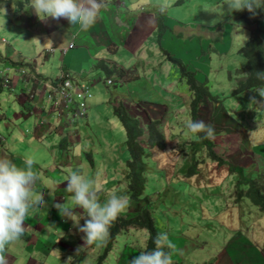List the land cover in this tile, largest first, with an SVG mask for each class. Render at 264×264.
Masks as SVG:
<instances>
[{
    "label": "rangeland",
    "instance_id": "374dc122",
    "mask_svg": "<svg viewBox=\"0 0 264 264\" xmlns=\"http://www.w3.org/2000/svg\"><path fill=\"white\" fill-rule=\"evenodd\" d=\"M200 1L204 3V0ZM18 2H23L22 6H20ZM27 4L28 2H25V0H10V3L2 6L5 9L6 14L4 27H0V39L8 38L6 37V34H4V31L12 27V25L15 27L20 22H22V26L26 29L27 36L28 34H31L36 41L41 38H45L37 28L38 24H36L37 26L35 25L37 22V16L30 7L25 8ZM207 4L208 7L206 9V14L204 15L205 17H203V21L207 25L214 23L212 29H214L213 34L217 36L216 38L220 37L221 33H223V30H220V27L223 24L220 22L222 19H228L225 28H235V25L230 24V21H233L235 24H242V26H240V30L243 29V25L246 23L244 18L248 12L247 10L238 12L234 11L229 14L224 12L223 6L225 9L227 7L224 5V0H221L219 3L216 0H209ZM175 5L180 6L183 4ZM190 5L185 7L188 13L182 10L181 12H178L180 16H173L172 19L175 18L177 21L187 22L190 26L196 27L197 25L195 23L200 21L199 18H202L203 11L202 8L197 6L195 0H191ZM10 6L11 11L9 12L8 8ZM2 7L0 8V18L3 17ZM156 12H158V8ZM139 13L140 11L137 12V14ZM221 13H223V15H221ZM195 14L200 15L199 18L194 16ZM248 14L252 15L249 12ZM255 17L256 24L260 27L261 33L264 34V11L258 12L257 10ZM100 18L101 20H99L88 33L89 36L95 37L86 38V34H83L82 32L80 33V36L75 37L76 39L74 40L76 45L74 50L85 49L92 57L91 63H85L83 61V64H86V67L89 69L99 59L98 56H94V53L98 48H105L108 53V57L112 60L119 58L116 61V64H121V58L117 57L121 48L135 47L138 43V39L136 37L129 36L120 48V37L117 36V41L113 40L112 34L106 27V19L103 17ZM100 22L103 26H101ZM63 25L64 24L61 26ZM181 31H185L184 26H181ZM159 32L160 30L158 29L155 36V45H157V41L160 39L158 38ZM208 34L211 37L213 36L211 32ZM250 37L251 34L249 33L248 39ZM203 38V44L212 42L209 40L210 38L206 36H203ZM230 38L231 42L236 40V32L230 33ZM179 40L181 43L180 45H177L174 38L167 39L166 46L172 47L176 50V54H172L174 57L178 58V56H180L184 60L187 59L189 64H192L193 62L188 55V51H185L184 39L180 37ZM8 43L11 46L0 41V78L3 79V82H5V85H1L0 89V113L3 110V107L7 109V107H11V104H16L17 98L15 94L21 93V90H25V88L22 89L20 85L22 84L21 81L16 85L20 76V72L17 68L23 67L24 69L29 70L32 63L31 61L36 60L35 70L37 74H43L45 76L55 75L53 77L55 78L56 76L63 74V70L60 68L63 63H68V65H70L72 62L70 53L73 50L69 51L67 54L65 53L63 58H61V52L59 50L55 51L53 54L58 61L56 66L51 69L50 73H42L41 71L43 66L48 67V65H51V57L47 59L45 57L48 53H52L53 51H42V56H40L37 52L35 53V48L38 45H25L24 43L18 41L13 44L9 40ZM225 43H221L220 40V42L216 45ZM116 44H118V48L116 47ZM245 44L246 42L244 45ZM221 48L222 47H220V49ZM13 55H15V57H12ZM210 56H212V53ZM43 58L45 59L42 60ZM232 58L234 59L233 61L237 62V65H239V67L234 70V73L239 75V77L243 76L239 73V69L245 64L244 57L235 51ZM63 59H65V61H63ZM116 64H113L110 67L112 72L109 76H107L111 79L110 83H106L105 79L102 80L106 77V71L102 70L100 74L101 78L98 76L95 78V82L93 84L91 82L89 83L90 94L85 98L87 111L92 108V116L95 114L96 110L105 114L107 116V124L109 128L106 135H112L114 139H117V135L115 133L122 127V125L119 123V120L113 113V110L111 112V102L108 100L110 95V99L115 101L114 105L121 104L129 115L133 116L132 114H134V117H136L137 120L141 119V125L140 123L139 125L142 127L143 132H147L148 135L147 117H143V113L139 109L140 107L149 105V103L146 102L147 100H154L155 98H159L161 101L166 100V92L154 91L152 92L153 96L147 97V99H144L146 97H142L147 94L144 90H141L138 98H132L128 95H124L123 91H121L122 93L120 94L116 93V87L122 88L125 92H130L136 88L137 82L141 81L140 77L132 79L131 68H118L125 71L123 74L119 75L116 70ZM212 67L215 66L211 65V69ZM36 73H34V75ZM127 73H129L128 77L131 80H123V76ZM208 78L209 83L212 84L210 92L215 95L217 99L214 100L211 97H206L204 103L199 106L197 114L198 118H196V120H202L206 124H211L214 127L215 135L218 134L219 137H216L215 139L219 140V142H213V148L217 149L219 153H224L225 159L230 163L242 165L247 168L246 170L249 173H252L254 172V166L249 165L252 164V160H256L258 157L264 158V105L257 104L256 102L250 100L253 96L260 99L254 90H245L237 94H231L230 91H226L227 87L225 86L226 82L224 80L212 77V73L209 74ZM43 84L46 83L43 82L41 84L39 81L35 87ZM138 85H140V83ZM32 86L33 84L31 85L29 83L26 86V88H28L27 90H31ZM162 86L165 87L164 85ZM131 99L133 101L132 104ZM129 105H131L132 109ZM227 109L231 110L232 115L228 113L229 111ZM53 111L58 115V117L64 116L63 118H65L66 121H70V123H75L78 119L80 120L84 117L81 115L73 118L72 109L64 103L59 108L55 107ZM153 114H158V111L155 110ZM156 118H161L162 121L160 122H163L162 116ZM23 121L18 123V125H20L21 134L24 133L22 128L27 127L29 129L28 126H24ZM188 121L189 119L184 121V123H179V126L183 129L181 138L183 140L191 139L192 141L195 139V134L189 133V130L186 127ZM234 126L240 127L238 129H234ZM228 133L234 134L233 136L237 139V144L240 145L237 148L238 150L231 151L234 149V144L232 142L233 136L227 135L228 137H224V135ZM0 134L3 137H6V134L1 132V130ZM122 134L124 135L123 130ZM221 137L224 138L221 139ZM123 138L124 137L120 139L121 144ZM184 144H188L187 141H185ZM144 146H146V144H144ZM28 147L29 146L27 144V148ZM122 147H124V143L122 144ZM94 148L100 149L98 144ZM0 149L9 155L13 154V149L9 146V143H6L0 147ZM174 149L175 152L183 155L177 147H174ZM181 149H184L185 152L189 154L188 145L187 147ZM32 150H34L33 147L30 150L20 149V152L23 153L21 154L22 156H28L32 153ZM107 152L112 153V150L107 149ZM146 153H150V156L148 157L150 161H147L146 164L148 170L151 171V179H149L150 184L154 186L151 190L149 188L150 184L148 183L146 187H144V189H146V193H149L150 191V194L146 195L150 198L152 203L151 215L157 225V228L161 229L163 233L167 235L171 248L174 249L177 257L181 259L179 264H264V210L251 203L246 196H240L239 198L234 196L233 183H235V176L228 174L225 164H219L215 161H207L204 159L203 152L200 151L195 153L197 156L202 157L201 160L195 163L196 172L193 175H185L183 168L178 170L177 166L179 163L172 166L159 158H155L153 156L155 152L150 150L148 147H146ZM43 155L44 158H47L45 152ZM120 159V166L114 165L109 161L104 163L103 167L108 169L106 179L110 176V174L115 177H118L121 174L124 161L127 158L125 159L124 157H121ZM95 160L99 161L96 157ZM186 165L187 164L184 163V166ZM174 166L175 170L172 172ZM259 166L260 169L264 171V161L259 162ZM45 167L48 168V172L46 175L45 172L38 174L37 183L33 185V195L43 196L46 206L43 204H36L35 206L38 205L45 209L56 208L54 205L57 203H65L71 206L69 196H62V193H69L65 190L67 181L64 180L66 176L72 173V170L70 168H66L67 174H64L62 173L63 168H60L58 165L54 164L52 167L50 163H46ZM87 169L88 165L86 164V161L82 160V167H78L77 171H81L83 176L89 178L87 176ZM168 179H170L171 183H174L173 181L180 183L181 186L178 185L180 188L175 187V185H177L176 183H174L175 185L173 184L176 189H173V187L167 188L166 181ZM105 180H98L103 183L102 189H99L98 187V198L101 203L107 201L109 196L114 193L111 189L117 186L111 182V178L107 179L106 182ZM106 183L109 185L110 189H108V185ZM117 184L122 187L125 185L123 177H121ZM41 186H44L43 190H41ZM53 186H56L55 194L54 196H49L48 191ZM185 186L191 188L185 191ZM120 191L125 192V188H122ZM138 203L140 205L144 204L141 201L136 203L131 201L130 207H128L121 215L125 216V214L129 212L133 206L136 207ZM146 205L148 207V203ZM38 213L42 214L39 210ZM74 215L78 216L79 212L74 211ZM47 219V216L43 218L41 215H31L26 218L25 223L41 221V223L44 224L43 221H47ZM54 229L56 231H54ZM59 229L58 225L55 228L52 227V235H58ZM34 231L35 233L31 232V236L33 237V240H36L37 229L35 228ZM147 236L148 234L146 230L136 229L134 225H129V227L125 228V230H121L115 234L112 246L108 251H106V253H104L100 264H117L116 262L122 255H131L127 261V264H129V260L133 256L138 255L140 252L137 248L130 249L128 246L140 247L143 249L144 246H146ZM47 242L50 243L48 240ZM107 242L108 241L104 242L102 245L101 243H98L97 245L92 244L93 248H86L84 252L81 251L68 264H79L82 262L86 264H97V257L103 253L104 246ZM21 243V241H18L10 247L12 258H9V264L65 263V261L60 259L61 254L56 251L54 242L53 244L51 243L48 245L46 243H37L36 248L38 250L34 253H30L29 251L24 250V248L20 249L19 246ZM81 245L86 246L87 244L85 243ZM31 246L33 248L32 243ZM40 246L45 249H42ZM48 249H52V251ZM69 253L75 255L73 251Z\"/></svg>",
    "mask_w": 264,
    "mask_h": 264
},
{
    "label": "crops",
    "instance_id": "0c3cea01",
    "mask_svg": "<svg viewBox=\"0 0 264 264\" xmlns=\"http://www.w3.org/2000/svg\"><path fill=\"white\" fill-rule=\"evenodd\" d=\"M195 1L197 6L202 8L203 11L202 18H199L200 15H194L200 19V21L195 23L197 25L196 27L190 26L187 22L177 21L175 18L172 19L173 16H180L178 12H181L182 10L186 11L185 7L190 5L191 0H172L170 7H168L163 13H161L162 0H106V6L101 10L99 18L96 21L97 23L99 20H101L100 17L106 19L105 24L109 32L112 34V39L117 41V36L120 37V48L129 36H133L138 39V43L135 47L121 48V50L118 52L117 57L121 58V64H116V61L119 58L114 60L109 58L106 49L103 47L98 48L97 51H95L94 56H98V58L103 60L108 65V67L116 64V70L118 68H131L132 79L138 77L141 78V81L137 82L136 88L130 92H125L122 88L116 87V93L120 94L122 93L121 91H123L124 95H128L132 98H138L140 96L139 93L141 90H144L147 94L142 97H146L144 99H147V97L153 96L152 92L154 91L166 92V100L161 101L159 98L147 100L146 102L149 103V105L140 107L139 109L143 113V117H147V123L148 119L150 118L162 116L163 122L159 123V127L165 137V148L163 150H158L155 146H151L148 142L147 132L144 133L143 129L141 140L144 142V150H146V147H148L150 150H153L155 152L153 154L155 158H159L164 162L171 164L172 166L179 163L177 166L178 170L185 167L184 163H186V166H188L193 163V159L198 162L202 159V157L197 156L195 153L192 155L190 149L188 151L191 152V154H187L184 149H181L187 147L191 141V139L183 140L181 138L183 129L179 126V123H184V121L190 119L188 103L191 98V92L184 81L179 78L176 68L172 67L170 61H168L165 55L162 54V49L167 50L173 55L176 54L175 49L166 46V40L174 38L177 45H180V37L184 39L185 51H188V55L192 59L193 63L189 64L187 59L184 60L180 56H178V58H180V60L189 70L191 69L194 72L195 78L197 80L205 82L210 94V90L212 89V84L208 81V76L210 73H212V77L224 80L226 82L225 86L227 87L226 91H230L231 88L235 86L236 80L239 78V75L234 73V70L237 69L239 65H237V62L233 61L234 59L232 56L235 51L238 52L237 50L240 46L244 45V43L249 40L248 34H251V27L248 21L249 19L255 18L256 16L249 15L247 12L244 18L246 23L243 25L242 30H240V26H242V24H235L233 21H230V24L235 25V28H225L228 19H222L220 22L223 24L220 27V30H223V33H221V36L216 40L217 36L213 34L214 29H212L214 23L207 25L203 21V17H205L204 15L206 14V9L208 7L207 2L209 0H204V3H202L200 0ZM216 1L219 3L221 0ZM175 4L183 5L177 6ZM157 8L158 12H156ZM8 9L10 12L11 6ZM138 11H140L139 14H137ZM186 12L188 13V11ZM158 16L162 19L166 30L163 32L159 42L157 41V45H155V36L158 31ZM36 20L37 22L35 25L38 24V26H40L38 27L36 25L45 38H41L40 40L36 41L34 37L31 36V34H28L27 36L26 29L22 26V22H20L15 27L12 25V27L5 30L4 34H6V37L8 38H2L0 41L2 43H7L9 46L11 45L8 43V40L13 44L18 41L24 43L25 45H38L35 48V53L37 52L40 56H42V51H47V49H55L52 53H48V55L46 54L47 56L45 55L46 59L51 57V65H48V67L43 66L41 71L42 73H50L51 69L56 66L58 61L53 54L55 51L59 50L61 52L60 56L63 58L65 53L67 54L69 51L73 50L70 53V57L72 59L71 64L68 65V63H63L60 68L71 73L75 79L82 82L88 81L89 83L91 82L93 84L95 82V78L98 76L101 78L100 68H97L93 65L89 69L86 67V64H83V61L85 63L92 62V57L86 52V50H74L76 47L74 43V40L76 39L75 37L80 36V33L83 32V34H86V38L95 37L89 36L88 33L96 25V23L84 31L80 30L78 25H69L68 21L64 19L56 21L49 18L47 21H41L36 17ZM62 24L64 25L61 26ZM254 25L257 24L254 23ZM101 26H103V24H101ZM181 26L185 27V31H181ZM171 31H174L175 34ZM210 32L213 34L212 37L208 34ZM232 32H236V40L231 42L230 33ZM203 36L210 38L209 40L212 42L203 44ZM220 40L221 43H225V41L226 43L216 45L220 42ZM69 45H72L73 47L68 48ZM119 46L116 44L117 48ZM220 47L222 48L220 49ZM62 48L68 49L63 53L61 51ZM211 53L212 56H210ZM12 57H15V55ZM63 61H65V59H63ZM31 62L32 63L29 70L20 67L24 69V72H21V70L18 69L20 76L16 85L21 81L22 84L20 85L22 89L25 88V90H21V93L15 94L17 98L16 104H11V107H7V109L3 107V110L0 113V130L6 134V137H3L0 134V147L6 143H9V146L13 149V154L11 155L7 153L5 154L4 151L0 149V157L10 158L20 167L24 166V161L26 158H34L36 163L33 165V170L36 172L37 177L41 172H45V175L48 172V168L45 167L46 163H50L52 167L54 164L58 165L60 168H63L62 173L67 174L66 168H70L72 172L77 171L78 167H82V160H85L86 164L88 165L87 176L95 181V184L97 187H99V189H102L103 183L98 180L103 179L104 181L106 179L108 169L103 167L104 163L109 161L114 165L120 166V158H127V153L125 152L124 147H122L123 141L122 144L120 142V139L124 137L122 134V127L115 133L117 135V139H114L112 135L107 136L106 133L109 130L107 116L99 110H96L95 114L92 116V108L87 111V106L86 112L83 115L84 117H82L80 120L78 119L75 123L66 121V119L63 118L64 116L58 117V115L53 111L54 107L45 96V93L47 92L46 84L35 87L39 81L41 84L43 82L55 83L58 80V76L53 78L55 75L45 76L43 74H37L35 70L36 60ZM211 65L215 67H212L211 69ZM34 73L36 74L34 75ZM104 79L105 77L102 80ZM123 80L131 79L129 77L127 78L123 76ZM29 83L31 85L33 84V86L31 87L32 89L28 91L26 86ZM139 83L140 85H138ZM12 85L14 86L13 83ZM211 95L212 99H217L215 95ZM206 97L208 96H204L199 101L195 118H198L197 114L199 106L204 103ZM110 98L111 96L109 95L108 100L111 102L112 112V107L115 101ZM132 103L133 101L131 99V104ZM129 107L131 108V105H129ZM155 110L158 111V114H153ZM227 110L229 111L228 113L232 115L231 110ZM224 113L226 114L225 111ZM132 115L135 116L134 114ZM140 120L138 121L141 125ZM20 121H23L24 126L26 125L29 127V129L27 127L22 128L24 130V133L22 134L20 132V125H18ZM239 127L240 126H234V129H238ZM189 133L192 134L190 130ZM227 135L233 136L234 134L228 133L224 135V137H228ZM216 137H218V134L214 136L213 141L219 142V140L215 139ZM224 137H221V139ZM185 141H187L188 144H184ZM232 142L234 147L238 148V146H240L237 144V139L234 136ZM26 143L29 146L28 148ZM97 144L100 149L94 148L97 146ZM144 144H146V146H144ZM32 147L34 150H32V153H30L28 156L21 155L23 153L20 152V149L30 150ZM174 147H177L178 150L183 153V155L175 152ZM107 149L112 150V153L107 152ZM215 150L217 151V149ZM44 152L47 158H44ZM87 153L89 154L86 155ZM149 156L150 153L147 154L146 161H150V159H148ZM95 157L98 158L99 161H96ZM204 159L207 161H213L206 156H204ZM256 160L259 163L263 162L264 158L258 157ZM174 170L175 166L172 172ZM78 172L82 175L81 171ZM150 172V170H147L146 175H144V177H146V183H144V187H146L147 183L150 184ZM109 177H114L115 181L118 183L121 179V174L118 177L110 174ZM173 182L177 185L171 183L170 179H168L166 181V187H173V189H176L174 188L173 184L175 187L181 186V184L177 181ZM36 183L37 181L35 184ZM153 187L154 186L151 184L149 185L150 190ZM40 188L43 190L44 186H41ZM122 188H125V185L122 187L117 184V186L113 187L111 191L118 195H125V192L120 191ZM189 188L191 187L185 186L184 190L186 191ZM108 189H110L109 185ZM143 194H150V191L149 193H146V189H143ZM62 196H69L70 201L72 199V194L69 193H62ZM38 210L41 211L42 214L38 213ZM73 211L79 212L78 216L73 215V220H80L79 223L82 225L84 223V219L82 217L86 215L85 212L79 208H74ZM130 211H132V209H130ZM31 215H41L43 218L47 216L48 219L47 221H43L44 224H42L41 221L25 223L26 227L24 235L20 239L6 246L5 255L7 260L12 258L10 247L18 241L22 242L19 248H24V250L29 251L30 253H34L38 250L36 248L37 243H46L48 245L51 243L53 244L54 242L56 251L61 254L60 259L65 261L64 264L70 263V261L78 253L81 251L84 252L86 248H93L92 245H81L85 244L82 240L83 233H79L77 231L71 219L64 216L60 217V213L57 208L45 209L37 205L30 209L28 217ZM57 225L60 228L58 235H52L53 231L51 228H55ZM35 228L37 229V235L36 240H33L31 232L35 233ZM54 231L56 230L54 229ZM47 240L50 241V243H48ZM31 243L33 244V248ZM95 244L97 245L98 243ZM102 244L103 243H101V245ZM128 247L130 249L137 248L132 246ZM78 248L79 250L77 251ZM48 250L52 251V249ZM71 251H73L75 255L70 254L69 252ZM85 258L89 260L87 257ZM79 264L86 263L82 262Z\"/></svg>",
    "mask_w": 264,
    "mask_h": 264
},
{
    "label": "clouds",
    "instance_id": "9594fccd",
    "mask_svg": "<svg viewBox=\"0 0 264 264\" xmlns=\"http://www.w3.org/2000/svg\"><path fill=\"white\" fill-rule=\"evenodd\" d=\"M171 2L172 0H162L161 13L170 7ZM224 5L227 6L226 9L223 6L224 12L229 14L234 11L247 10L255 16L257 10H264V0H224ZM105 6L106 0H28L25 8L30 7L41 21H47L49 18L56 21L64 19L69 25H78L80 30L86 31L96 23ZM2 9L3 17L0 18V27H4L5 24L6 12L3 7ZM72 77L75 79L73 75ZM256 78L264 81V71H257ZM106 79L110 78H105V82ZM0 84L5 85L1 78ZM254 92L260 99L253 96L250 100L264 105V86L254 89ZM186 127L193 134H203V139H212L215 136L214 127L202 120L189 119ZM35 163V159L29 157L25 159L24 166L20 167L12 159L0 157V264H8L5 255L6 246L24 235L25 220L30 209L36 204L46 206L43 196L33 195V185L38 179L33 170ZM64 181H67L65 190L72 194V199L71 206L65 203L54 205L60 215L73 221L77 231L83 233L84 243L92 245L106 242L110 237L113 223L130 207V197L112 193L106 202L101 203L95 181L92 178H86L78 171H73L65 177ZM55 190L56 186L50 188L49 196H54ZM74 208H79L86 213L82 217L84 219L82 225L79 223L80 220H73ZM149 238H152L151 233H149ZM153 243L152 249L141 251L133 256L129 264H172L169 252L164 250L166 247H171L167 235L157 234Z\"/></svg>",
    "mask_w": 264,
    "mask_h": 264
},
{
    "label": "trees",
    "instance_id": "16d2710c",
    "mask_svg": "<svg viewBox=\"0 0 264 264\" xmlns=\"http://www.w3.org/2000/svg\"><path fill=\"white\" fill-rule=\"evenodd\" d=\"M25 2H28V0H25ZM8 3H10V0H0V8ZM18 3L20 6L23 4V2ZM263 11L264 10H258V12ZM255 18L249 19L248 22L256 23ZM157 21L158 29L160 30L158 38H161L166 27L159 16L157 17ZM250 27L251 37L244 46H240L237 50L245 59V64L239 69V73L243 76H240L236 80L235 86L230 90L231 94H237L245 90H254L258 87L264 86V81L256 78L257 71H264V34L261 33V29L258 25L250 24ZM159 40L160 39H158V42ZM162 52L166 59L170 61L171 66L176 68L179 78L185 82L190 90L191 98L188 103L189 115L191 120H196L195 115L199 101L204 96L212 97V95L209 93V89L205 82L197 80L194 72L189 70L179 58L174 57L167 50L162 49ZM94 66L106 71L105 78H108L107 76L112 72L111 68L101 59L97 60ZM117 71L119 75L125 72L121 69H117ZM128 75L129 73L125 74L126 77H128ZM112 110L123 127V143L128 156L124 161L121 172V177H123L125 181V195L130 197L132 202L136 203L141 201L144 204L140 205L138 203L136 207L133 206L132 211L127 212L125 216L120 215L113 223L110 229V237L107 240V244L104 246L103 253L97 257V264H100L104 253L111 248L115 234L121 230H125L129 225H134L136 229H144L147 231L148 236L146 246H144L143 249L137 247L139 252L152 249L154 247L153 241L157 234L163 233L161 229L157 228V225L152 218V203L150 198L146 194H143L144 183H146V177H144V175H146L148 168L146 164L147 153L143 147L144 142L141 140L142 128L139 125L137 118L129 115L121 104L113 105ZM160 121L161 118L148 119V142L151 146L163 150L166 146V141L159 127ZM202 136L203 134H195V139L189 142L188 147L191 150L192 155L202 151L207 158L216 163L225 164L227 172L235 176L233 189L234 196L236 198L246 196L251 203L264 210V171L260 169L258 161L252 160V164L249 165L254 166V172L249 173L244 166L230 163L225 159L224 153L217 152L213 148V138L203 139ZM235 150L238 149L234 147L231 151ZM191 152H189V154H191ZM88 154L89 153L86 155ZM195 163L196 160L193 159L192 164L183 168L185 175H193L196 172ZM109 178H111L112 183L117 185L114 177H108V179ZM147 203L148 207L146 205ZM149 233H151V239L149 238ZM164 250L169 252L171 260L173 261L172 264H179L181 259L177 257L171 247H166ZM129 257H131V255H122L116 263L127 264Z\"/></svg>",
    "mask_w": 264,
    "mask_h": 264
},
{
    "label": "built area",
    "instance_id": "2783aa9c",
    "mask_svg": "<svg viewBox=\"0 0 264 264\" xmlns=\"http://www.w3.org/2000/svg\"><path fill=\"white\" fill-rule=\"evenodd\" d=\"M68 48H72V45H69ZM68 48L61 49V51L66 52ZM52 50L54 49H50V51ZM17 69H20L21 72H24V69L20 67ZM110 81L111 79H106V82ZM46 89L47 92L45 93V96L54 108H59L64 103L66 106L72 109L73 117L85 114V98L90 94L88 81H77L70 73L63 71V74L58 76V80L55 83H46Z\"/></svg>",
    "mask_w": 264,
    "mask_h": 264
}]
</instances>
